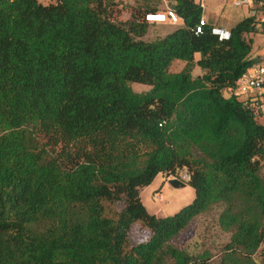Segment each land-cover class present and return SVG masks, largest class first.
<instances>
[{
	"label": "trees",
	"instance_id": "16d2710c",
	"mask_svg": "<svg viewBox=\"0 0 264 264\" xmlns=\"http://www.w3.org/2000/svg\"><path fill=\"white\" fill-rule=\"evenodd\" d=\"M137 2L119 20L113 0H0V264H264V123L223 95L264 21L219 38L200 3L168 0L182 24L146 40L162 0ZM159 173L194 189L172 215L140 197ZM218 203L217 261L171 243ZM136 222L150 235L132 244Z\"/></svg>",
	"mask_w": 264,
	"mask_h": 264
},
{
	"label": "rangeland",
	"instance_id": "374dc122",
	"mask_svg": "<svg viewBox=\"0 0 264 264\" xmlns=\"http://www.w3.org/2000/svg\"><path fill=\"white\" fill-rule=\"evenodd\" d=\"M42 3H48L50 0H39ZM138 0H113L112 3V14L113 17L119 20H129L131 17L135 16L139 8H137ZM200 2L204 9V14L210 13V22H215L217 16L224 13L226 17L229 18V14H232L237 18V22L240 18L249 15V5H244L242 8L225 0H196ZM251 6L253 3L249 2ZM168 5V0H162L159 10L165 9ZM221 6L223 8H221ZM158 10V11H159ZM178 25H170L167 23H149V28L147 33L142 37L146 40L154 39L158 36H164L171 32ZM253 37V36H252ZM261 34L256 33L254 35V48L252 52V57H255V50L259 44ZM182 66V62H178L175 65V69H179ZM201 70L198 66H195L192 75L198 76ZM131 87L136 92H141L148 90L149 85L132 82ZM233 91L231 89L223 90V95L228 97ZM39 139L42 143H46L47 138L39 133ZM49 147V146H48ZM185 173L183 172L182 175ZM263 174V169L261 170ZM141 200L146 207V209L157 216H168L177 212L182 206L191 202L194 198V189L185 185L182 188L171 187L167 183V179L161 174H157L153 181L145 186L140 192ZM120 206L109 204L107 205V210L109 214H112V210L118 209ZM224 209V205L221 203L212 205L208 210L199 214L193 218L189 224L182 229L177 236L172 240V244L176 247L186 250L188 253L194 255L197 253H202L203 251H209L212 255L211 260L217 261L224 245L229 241L230 232L223 231L218 223L219 215ZM150 233L146 227H144L140 222H136L132 225V229L129 235L130 243L136 244L138 242L144 241L149 237ZM264 247V245H263ZM260 250V254H263Z\"/></svg>",
	"mask_w": 264,
	"mask_h": 264
},
{
	"label": "built area",
	"instance_id": "2783aa9c",
	"mask_svg": "<svg viewBox=\"0 0 264 264\" xmlns=\"http://www.w3.org/2000/svg\"><path fill=\"white\" fill-rule=\"evenodd\" d=\"M230 1L242 7L249 4L251 0ZM249 15H255V11L251 10ZM143 20L147 23H167L170 25H180L182 23L181 18L168 5L161 11L145 13ZM205 22L206 20L202 16L199 24L203 25ZM197 30H200L199 26ZM213 32L218 34L219 38H227L229 36V32L221 28L214 27ZM229 89L233 91V94L238 100L248 103L258 115L259 120L264 123V59L253 60L250 66L238 77L235 86ZM183 177L184 175H182Z\"/></svg>",
	"mask_w": 264,
	"mask_h": 264
},
{
	"label": "crops",
	"instance_id": "0c3cea01",
	"mask_svg": "<svg viewBox=\"0 0 264 264\" xmlns=\"http://www.w3.org/2000/svg\"><path fill=\"white\" fill-rule=\"evenodd\" d=\"M195 2H197V1L195 0ZM225 2L229 3L231 1L225 0ZM251 2L253 3V5L251 6L250 3L248 4L249 5V11L254 10L255 11V18L259 21H264V0H251ZM197 3H200V2H197ZM221 8H223V7L221 6ZM239 8H242V7H239ZM203 13H204V9H203ZM229 15L230 16L228 18L225 16L224 13H221L217 16V18L215 20L213 19V21H215V22H210L211 20H210V13L209 12L204 14L203 17L207 22L213 24L215 27L221 28L224 31L229 32L230 28L232 26H234L237 23V19H239V18H237L235 20V18L232 14H229ZM243 16H242V18H243ZM256 33L261 34V38H260L259 44L257 45L256 50H255V57H252L251 55H252L253 48H254V44H253L254 43V35ZM250 37L252 38V47H251V51L249 54V58L252 60L261 59V58L264 59V25L258 24L257 25V31L250 34ZM197 57H198V55H196V58Z\"/></svg>",
	"mask_w": 264,
	"mask_h": 264
},
{
	"label": "water",
	"instance_id": "95a60500",
	"mask_svg": "<svg viewBox=\"0 0 264 264\" xmlns=\"http://www.w3.org/2000/svg\"><path fill=\"white\" fill-rule=\"evenodd\" d=\"M167 183L174 188H182L186 185L184 181L176 177L168 178Z\"/></svg>",
	"mask_w": 264,
	"mask_h": 264
}]
</instances>
